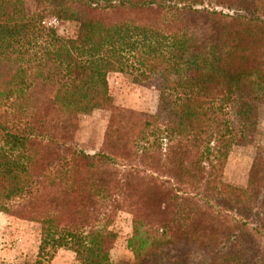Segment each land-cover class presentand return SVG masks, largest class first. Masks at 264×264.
Returning a JSON list of instances; mask_svg holds the SVG:
<instances>
[{"label": "trees", "instance_id": "1", "mask_svg": "<svg viewBox=\"0 0 264 264\" xmlns=\"http://www.w3.org/2000/svg\"><path fill=\"white\" fill-rule=\"evenodd\" d=\"M26 1L0 0V210L41 240L15 264H111L121 212L122 264H264V148L247 187L224 181L264 106V0ZM114 73L166 95L164 114L116 107ZM95 110L112 114L91 154L74 141Z\"/></svg>", "mask_w": 264, "mask_h": 264}, {"label": "rangeland", "instance_id": "2", "mask_svg": "<svg viewBox=\"0 0 264 264\" xmlns=\"http://www.w3.org/2000/svg\"><path fill=\"white\" fill-rule=\"evenodd\" d=\"M213 6V5H211ZM25 7L35 10L34 1L27 0ZM61 35H73L75 24L70 22L56 23ZM110 92L114 97L115 106L120 109L132 110L139 115L164 114L167 96L154 87L136 84L133 77L126 73H114L109 76ZM112 112L95 110L80 115L79 130L75 135V146L87 153L99 152L107 131ZM261 148H264V106L259 113L256 132L245 141L234 145L228 159L224 181L236 187L245 188L249 181L252 164ZM8 212V211H7ZM0 210V264L33 262L39 254L40 229L35 223L18 220ZM264 216V203L261 205ZM119 232V238L111 252V264L131 263L135 255L129 248V240L133 236L132 216L121 212L113 226ZM10 250L12 258L6 261V252ZM5 252V253H4ZM59 257L58 264H80L76 255L69 250L60 249L50 260Z\"/></svg>", "mask_w": 264, "mask_h": 264}, {"label": "crops", "instance_id": "3", "mask_svg": "<svg viewBox=\"0 0 264 264\" xmlns=\"http://www.w3.org/2000/svg\"><path fill=\"white\" fill-rule=\"evenodd\" d=\"M6 252V255H5V257H6V261H9V258H12V252L10 253V250H7V251H5ZM4 252V253H5ZM58 259H59V257H55L53 260H52V262H51V264H58Z\"/></svg>", "mask_w": 264, "mask_h": 264}, {"label": "built area", "instance_id": "4", "mask_svg": "<svg viewBox=\"0 0 264 264\" xmlns=\"http://www.w3.org/2000/svg\"><path fill=\"white\" fill-rule=\"evenodd\" d=\"M52 23H53V24H56L57 22H55V21H52Z\"/></svg>", "mask_w": 264, "mask_h": 264}]
</instances>
